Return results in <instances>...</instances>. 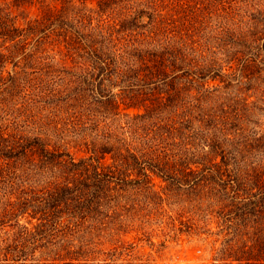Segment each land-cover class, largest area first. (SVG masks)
Listing matches in <instances>:
<instances>
[{"label": "trees", "instance_id": "16d2710c", "mask_svg": "<svg viewBox=\"0 0 264 264\" xmlns=\"http://www.w3.org/2000/svg\"><path fill=\"white\" fill-rule=\"evenodd\" d=\"M89 1L92 0H0V97L18 95L23 90L21 83L16 84L18 72L9 69L10 64L17 67L21 62H33L50 49L63 62L78 56L85 58V83L101 97L94 109L105 120L122 116L130 126L153 119L160 123L185 100L180 97H190L200 114L197 118L190 112L182 119L183 137H176L186 142L178 144L183 149L180 156L185 168L175 175L170 165L172 151L159 145L148 157L155 165L142 173L145 171L149 177L151 171L181 187L200 188L207 193L206 199L219 205L215 213L225 240L212 264H264V133L248 128L254 123L252 116L264 108L249 98L236 100L244 93L242 90L234 99L213 104L222 92L236 87L234 84L241 89L243 85L250 86L264 94V5L256 6L251 18L239 20L240 27H233L240 29L230 34L233 41L238 40L235 35L240 37L233 45L234 60L213 57L199 62L184 48L172 49L154 38L165 23L156 1L148 0L152 4L120 23L114 22L106 37L100 33L101 25L92 27L93 15L80 19V26L69 19L67 9ZM96 1V14L101 17L131 0ZM205 1L210 3L197 0L188 4L191 13L172 7L170 17L176 23L178 15L196 22L207 8L208 13L219 16L220 7L226 11L236 5L216 0L217 5L205 7ZM24 7H35L38 14L22 19L18 14ZM149 29L154 30L150 36L127 46L124 56H120L116 49L120 35L140 31L145 34ZM120 63L125 64V69ZM260 102L264 104V98ZM85 111L91 113V106ZM2 120L1 117L0 264H135L119 259L120 249L131 254L138 244L124 247L120 239L124 226L119 223L113 187L127 181L116 174L125 176L132 167L141 165L143 157L133 145L121 135L118 138L124 145L114 144V138L106 136L101 145L89 143L90 136H86L85 156L76 157L70 147H58L47 134L8 130ZM101 124L109 127L105 121ZM154 133L161 143L164 135ZM245 155L262 157V161L246 167L238 165V157L246 158ZM178 156L174 151L173 160Z\"/></svg>", "mask_w": 264, "mask_h": 264}, {"label": "rangeland", "instance_id": "374dc122", "mask_svg": "<svg viewBox=\"0 0 264 264\" xmlns=\"http://www.w3.org/2000/svg\"><path fill=\"white\" fill-rule=\"evenodd\" d=\"M154 1L159 7L161 16L165 17L162 30L154 38L163 45H170L172 49L184 48L193 60L199 62L209 61L213 57L227 62L234 60L236 48L233 45L240 40V37L235 35V40H238L233 41L230 34L235 30L237 34L240 29L233 27H240L239 20L251 18L253 9L264 5V0H225V4L229 5V1L236 4V9L234 6L233 8L229 6V10L224 11L222 6L218 10L219 16H216L208 13L207 8L206 13H203L196 22L185 18L184 15H178L176 23L170 17L172 7L191 13L192 7L189 8L188 4H195L197 0ZM215 1L209 0L210 3L205 1V7L217 5ZM150 4L152 3H148V0L127 1L100 17L96 14L97 1L92 0L87 4H77L75 9L71 6L67 12L69 19L76 26H80V19L93 15L92 18H88V20L92 19V27L101 25L103 29L100 33L106 37L107 29L114 22L120 23L132 16L136 10ZM56 6L60 7V4L56 3ZM185 6L188 7L187 11L183 9ZM22 10L25 12L21 11L18 14L22 19L29 16L34 18L38 14L35 7L32 9L24 7ZM234 19L236 21H233ZM150 31L151 29L145 34L144 31H140L120 35V43H118L120 45L116 48L120 50V56H124L127 46L144 41L145 35L150 36L154 30ZM128 35L130 36L127 37ZM26 62H21L17 67L10 64L9 69L18 72L16 84L21 83L23 90L18 95L6 94L0 97V118H3V127L30 135L47 134L48 139L58 147H70L76 157L85 156L86 136H90L89 143L101 145L106 136L108 139L114 138L112 143L124 145L123 140L118 138V135H121L119 137L132 144L139 157H143L140 161L141 165L132 167L129 174L115 175L117 178L127 179L122 185H113L116 188L117 208L120 213L119 223L123 222L120 224L124 226L119 234L120 239L124 247L131 243L138 244L137 250L131 254L127 249H120L119 259L132 260L135 264H212L225 240L215 213L219 205L206 199L207 193L200 188L181 187L176 181L163 179L152 174L151 171H148L149 177L145 176V171L142 173L144 169H152L155 165L148 157H152L153 151L157 150L159 145L168 147L172 151L170 165L175 175L185 168L184 158L182 156L181 159L180 156L183 149L178 144L183 145L186 142L176 137H183L180 131L184 130L180 123L190 112L194 117L199 118L200 112L192 99L180 97L185 100L163 116V122L159 123L157 119H153L147 124L138 122L130 126L126 124L125 117H111L105 120L104 115L97 114L94 105L99 99L101 100V97L95 94V89H92L89 83H85L87 69L85 58L78 56L75 60L63 62L50 49L39 54L33 62ZM120 67L125 69V64L120 63ZM234 85L236 87L232 90L222 92L221 96L216 97L213 104L218 105L234 99L240 95L238 91L242 90L244 93L236 100L249 98L250 102H257L258 107L264 108V104L259 103V100L264 98V94L252 90L250 86L243 85L241 89L240 85ZM88 105L91 106V113L85 111ZM203 105L208 107L205 103ZM104 121L109 127L101 124ZM252 121L254 123L248 124V128L263 130L264 133V111L257 110V115L252 116ZM159 125L161 127H158ZM108 129L112 130L113 134ZM154 132L164 135L161 143L156 139L158 134ZM174 151L179 155L175 160H173ZM245 156L246 158L238 157V165L246 167L256 160L262 161V157L256 159ZM164 158L168 161L165 154ZM115 181L117 180L114 179L113 182ZM4 191L3 189L2 195Z\"/></svg>", "mask_w": 264, "mask_h": 264}]
</instances>
